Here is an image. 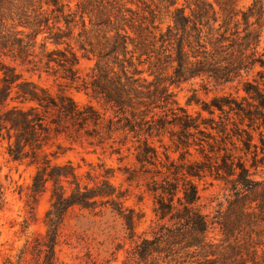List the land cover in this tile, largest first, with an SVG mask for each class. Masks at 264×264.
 I'll return each instance as SVG.
<instances>
[{
    "label": "trees",
    "instance_id": "trees-1",
    "mask_svg": "<svg viewBox=\"0 0 264 264\" xmlns=\"http://www.w3.org/2000/svg\"><path fill=\"white\" fill-rule=\"evenodd\" d=\"M241 1L0 0V141L7 139L13 160L30 157L36 165L26 204L34 208L40 195L51 192L45 234L7 254L4 264H26L28 252L36 264H57L59 228L67 213L75 208L94 212L110 201L111 211L124 219L131 241L128 257L137 264H264V88L248 77L258 64L264 68V0H252L247 7ZM82 57L96 59L86 75L78 68ZM25 70L63 71L67 86L85 90L102 109L77 102L66 89L53 93ZM197 79L221 86L238 81L246 95L216 94L202 105L209 117L202 111L194 115L179 103L174 88ZM194 94L187 104L195 101ZM217 111L228 117L219 114L217 120ZM232 114L240 118L232 130L245 132L244 150L251 155V167L262 168V178L226 153L212 165L214 178L224 182L223 195L215 196L211 201L217 200L216 205L205 212L199 187L188 177L213 169L204 162L191 164L182 187L165 180L151 188L162 191L158 220L142 233L137 231L142 216L115 199L123 195L109 176L97 181L89 171L83 181L72 161H53L49 154L58 158V152L44 150L52 133L84 131L99 144L118 135V150L135 149L137 161L146 166L160 158L155 138L172 132L179 148L190 146L192 138L197 142L198 134H229ZM261 117L258 145L242 126L251 127ZM5 206L0 184V211ZM38 252L45 253L43 258Z\"/></svg>",
    "mask_w": 264,
    "mask_h": 264
},
{
    "label": "rangeland",
    "instance_id": "rangeland-1",
    "mask_svg": "<svg viewBox=\"0 0 264 264\" xmlns=\"http://www.w3.org/2000/svg\"><path fill=\"white\" fill-rule=\"evenodd\" d=\"M178 2L180 5L187 4L186 0H178ZM251 2L252 0H242L240 6L247 7ZM41 38L42 36L39 37V39ZM263 48L264 32L260 47L261 53H263ZM95 61V58L82 57L78 65L80 74L86 75ZM261 70L264 68L258 64L255 69L250 71L248 77L252 81L257 80L264 88V71L258 73ZM24 72L26 76L50 88L53 93L60 92V89H66L77 102L83 104L92 102L102 109L101 104L90 97L85 90L67 86L66 80L60 77L63 73L61 70L59 72L42 71V73L26 70ZM200 81L197 79L193 83H184L181 87L174 88L179 103L187 107L194 115H197L198 111H202L205 117H209L210 114L202 110V105L204 102H211L216 94L232 92L239 99L246 95L242 88L243 83L238 81L225 86L214 83L201 84ZM237 86L241 88L240 91ZM194 89H197L196 94H194ZM207 90H209L208 93ZM193 94L195 101L192 104H187L188 98ZM219 114L223 116V120L228 117L217 111V120H220ZM229 117L232 121L228 129L229 134L217 135L215 138L198 134L197 142H194L192 138L190 146L182 145L178 148L171 139L172 132H166L160 139L155 138L154 143L159 150L160 158L156 164H147L146 166L137 161L134 154L135 149L129 151L126 146H122V149L118 150L121 146L118 135L99 144L97 138L88 136L84 131L77 133L70 130L69 133L61 135L52 133L44 150L47 153L58 152V158L49 154L53 161H72L78 166L81 176L83 175V181H88L89 171L97 181L109 176L110 181L117 186L118 192L123 195L121 199L117 197L115 199L123 201L125 209H134L137 214L142 216L137 226L138 233H142L158 220V198L162 195V191L161 188L157 191L151 188L160 187L165 180H170L182 187L183 173L191 164L204 162L206 165L215 167L222 162L223 155L230 153L235 161H245L251 168V172H256L254 176L257 179L262 178V168L257 170L251 167V155L244 150L241 139L245 136V132L232 130L235 127L233 121L239 124L240 118L235 114L229 115ZM242 127L254 134L255 143L262 145V117L253 126L249 127L244 124ZM200 138L204 140H200ZM7 148V139H2L0 141V184L4 186L6 206L0 211V264H4L7 254L18 253L28 240L32 241L39 234H45L47 230V225L44 222L45 214L51 207L50 190L38 197L34 208L26 204L27 186L32 182L36 165L29 163L30 157L22 162L13 160L7 152ZM39 158H43L42 154ZM205 169L199 176H189L188 178L194 180L198 185L202 195V208L205 212H209L212 209L211 204L216 205L217 203V200H211L217 195L222 197L224 182L214 178L213 175H217L215 168L212 167V172L207 167ZM131 174L134 175V179L128 180L127 177ZM223 174H225L224 171ZM91 184L93 185L94 182ZM182 195L183 192H180L179 196ZM176 203L178 204L177 200ZM112 206L113 201H110L96 208L94 212L75 208L67 213L59 228L60 242L57 246V264H137L134 257H128L131 241L126 237L128 233L125 231L124 219L111 211ZM25 217L29 218L26 228L23 226ZM38 254L42 258L45 255L41 252ZM32 257L33 254L28 252L25 263L36 264ZM40 257L38 255V258Z\"/></svg>",
    "mask_w": 264,
    "mask_h": 264
}]
</instances>
